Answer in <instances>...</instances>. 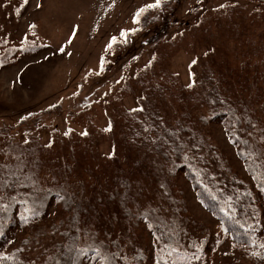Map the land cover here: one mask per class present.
<instances>
[{
	"label": "trees",
	"instance_id": "obj_1",
	"mask_svg": "<svg viewBox=\"0 0 264 264\" xmlns=\"http://www.w3.org/2000/svg\"><path fill=\"white\" fill-rule=\"evenodd\" d=\"M240 1L234 0L232 5L229 2L216 9L217 34L210 32L204 42L196 39L198 51L190 65L196 69L205 58L201 77L199 71L196 75L190 72L187 82L181 85L167 60L169 55L159 54L158 58V50L152 47L124 66L129 86L124 88L127 95L123 97H127L131 106L112 105V114L108 116L105 107L96 103L89 110L91 115H97L100 109L97 130L101 138L113 133L132 156L137 154L143 159L151 156L160 163L158 169L168 179H185L197 202L215 220L213 226L220 233L208 227L206 230L211 234L205 237L203 245L180 250V244L175 245L180 229L168 207L138 210L133 202H128L133 200L127 199V192L118 189L115 198H118L119 215L125 217L129 226L125 225L126 232H119L113 239L99 237L90 217H96L99 206L91 199L85 203L83 194L69 180L58 178L55 183L54 178H46L49 173L45 169H58L47 166L43 144L59 128L39 126L37 120L33 129L38 133L24 134L25 142L33 140L31 145H18L16 140L20 136L10 130L6 153L0 156V264H40L41 260L43 264H200L216 259L219 252L209 257L208 250L216 234L229 240L232 249L242 255L238 261L228 264H264V247H261L264 245V1L243 0V4ZM169 2L178 4L177 7L180 4V0H170L161 4V8H149L140 14L138 26L145 41L152 39L158 30L164 34V24L151 14L162 13L167 5V11L173 16L174 8L168 9ZM202 22H187L183 29L193 26L200 34ZM131 39L130 34L127 40L119 42L123 45L117 53L130 47ZM2 45V67L4 63H16L20 55L36 53L45 47L30 41L21 47ZM225 84L232 89H224ZM73 119L72 116L67 119L70 121L65 125L66 133L77 130L80 133L76 134L82 138L93 135L89 123L83 132L78 127L71 128V124L76 126ZM214 122L223 126L250 180L229 169L227 155L211 143L209 134L213 132ZM46 129L48 136L44 134ZM112 151L111 148L109 153ZM132 159L129 155L119 158L126 172L122 176L130 174ZM179 192L180 200L171 206L177 216L184 213L187 201L181 188ZM129 196L132 197L131 193ZM53 205L57 212L49 215ZM87 222H92L91 227L81 226ZM147 231L152 234L154 245L149 244ZM136 232L142 236L143 243L137 239ZM45 241L50 248L44 247ZM127 244H133L134 250L127 249ZM38 250L42 252L35 257ZM207 257L210 259L206 260Z\"/></svg>",
	"mask_w": 264,
	"mask_h": 264
},
{
	"label": "rangeland",
	"instance_id": "obj_2",
	"mask_svg": "<svg viewBox=\"0 0 264 264\" xmlns=\"http://www.w3.org/2000/svg\"><path fill=\"white\" fill-rule=\"evenodd\" d=\"M167 1L170 0H161V4H167ZM232 1L234 0H180L178 7V4L169 2L168 9L174 8L173 16L167 11V5L162 13L151 14L164 24V34L161 35V30H158L152 39L145 41L136 16L140 9L155 3V0H0V52L2 44L14 48L30 41L45 46L36 53L20 55L16 63H4L3 67L0 64V156L6 153V142L12 130L20 136L16 140L18 145L25 146L31 145L33 140H30L31 143L25 142L24 134L38 133L33 129L36 126L35 121H40L39 126L46 124L50 129L59 128V132L54 130L50 141L43 144L47 166H55L58 171L45 169L44 172L49 173L45 176L54 178V182L58 178H61L60 181L69 180L75 190L83 194L85 203L91 199L99 206L96 217L90 216L99 237L113 239L119 232L124 234L125 227L129 226L123 219L125 217L119 215V204L116 201L118 198H115L119 189L122 193L127 192V199L133 200L128 202H133L138 210L152 206L168 207L180 229L181 235L175 244L176 247L180 244V250L188 251L192 250V247L203 245L205 237L211 234L206 229L211 227L214 231L218 230L214 227L215 220L197 202L190 184L183 178L178 181L168 179L165 172L158 169L160 163H156V159L151 156L146 159L139 158L137 154L132 156L130 151L127 152L121 146L113 133L101 138L97 130L101 122L100 109L97 115H91L89 110L91 104L96 103L97 106L105 107L104 112L108 116L112 105L120 107L122 104L124 107H130V101L123 97L124 94L127 95L124 88L129 86L124 66L132 63L137 55L143 56L152 47L158 50V58L159 54L169 55L167 60L170 61L171 69L181 81V85L187 82L190 72L196 75L199 71L201 77L205 58L196 69L190 65L198 51L196 39L204 42L210 32L218 33L216 18L219 16L216 9L229 2L230 6ZM239 3L243 4L244 1ZM219 12L225 16L222 9ZM187 22H202L200 34H197L196 29H192L193 26L188 30L183 29L187 27L183 25ZM136 31L139 32L135 33ZM122 32L131 34V45L117 53L120 45H123L118 43L128 39V35L126 38L121 35ZM152 32L148 33L149 37ZM112 37H116V42L108 48ZM161 40L165 42L162 43ZM117 44L118 47L113 49V45ZM112 49L113 54L110 53ZM231 79L233 78L229 80ZM121 80L123 81L120 82ZM224 89L230 90L232 87L225 84ZM50 107L53 111H46ZM71 116L75 117L73 120L76 124H71V128L78 127L83 132L89 123L93 135L82 138L76 134L80 133L77 130L66 133L65 125ZM31 117L34 118L30 119ZM23 120L27 121L21 125ZM42 129L44 127H41ZM212 129V134H209L211 143L216 150L227 155L229 169L232 168L239 176L248 180L249 175L237 157L223 126L214 122ZM44 134L48 136V129ZM34 142H37V139ZM111 148L113 151L109 153ZM123 155L133 157L131 172L127 176H122L126 172L119 162ZM52 159L54 160L51 161ZM225 166L228 167L226 163ZM227 174L230 175V170ZM180 188L187 195V201L184 213L180 212L177 216L171 206L174 201L180 200ZM130 193L134 199L129 196ZM126 207L129 208L130 205L127 204ZM55 212L57 207L53 205L49 215ZM92 222L81 226L91 227ZM130 230L131 228L128 234ZM147 233L149 244L154 245L152 234L150 231ZM136 236L143 243V238L138 236V232ZM222 239L224 240V237L220 238L216 234L208 246L209 257L214 252H219L214 254V262L211 260L200 264H228L242 257L232 249L229 240L217 244ZM43 245L46 248L51 247L47 241L43 242ZM126 247L134 250L133 244H127ZM40 251L42 252H35V257ZM209 257L206 260L210 259ZM40 264H43L42 260Z\"/></svg>",
	"mask_w": 264,
	"mask_h": 264
},
{
	"label": "snow or ice",
	"instance_id": "obj_3",
	"mask_svg": "<svg viewBox=\"0 0 264 264\" xmlns=\"http://www.w3.org/2000/svg\"><path fill=\"white\" fill-rule=\"evenodd\" d=\"M160 5H161V0H155V3L146 5L145 8L140 9V11L137 13V16H136L137 22H139L140 14L143 13L147 8H156V7H159ZM121 35L126 38L128 33L127 32H122ZM111 39H112V43H110L108 45V48H111L112 44H114L116 42V37H112ZM261 247H264V245H262Z\"/></svg>",
	"mask_w": 264,
	"mask_h": 264
}]
</instances>
